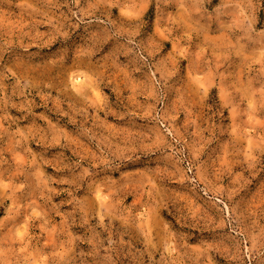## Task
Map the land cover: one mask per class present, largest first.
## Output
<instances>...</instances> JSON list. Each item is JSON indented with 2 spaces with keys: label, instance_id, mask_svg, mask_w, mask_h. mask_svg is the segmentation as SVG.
I'll list each match as a JSON object with an SVG mask.
<instances>
[{
  "label": "rangeland",
  "instance_id": "rangeland-1",
  "mask_svg": "<svg viewBox=\"0 0 264 264\" xmlns=\"http://www.w3.org/2000/svg\"><path fill=\"white\" fill-rule=\"evenodd\" d=\"M0 264H264V0H0Z\"/></svg>",
  "mask_w": 264,
  "mask_h": 264
}]
</instances>
